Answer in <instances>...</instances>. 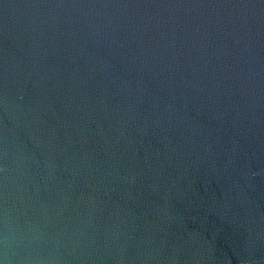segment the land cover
<instances>
[{
  "label": "water",
  "instance_id": "obj_1",
  "mask_svg": "<svg viewBox=\"0 0 264 264\" xmlns=\"http://www.w3.org/2000/svg\"><path fill=\"white\" fill-rule=\"evenodd\" d=\"M0 264H264V0H0Z\"/></svg>",
  "mask_w": 264,
  "mask_h": 264
}]
</instances>
